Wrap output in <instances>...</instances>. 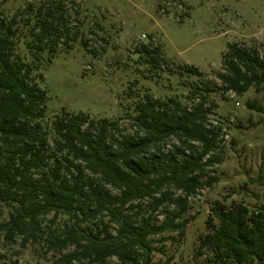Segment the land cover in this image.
<instances>
[{"label": "trees", "instance_id": "1", "mask_svg": "<svg viewBox=\"0 0 264 264\" xmlns=\"http://www.w3.org/2000/svg\"><path fill=\"white\" fill-rule=\"evenodd\" d=\"M62 37L51 12L39 13L27 40L16 39L14 22L0 16V204L9 209L0 242L43 243L60 255L52 264H107L113 257L119 264H154L155 252L165 254L157 243L185 238L190 199L219 182L209 170L223 162L212 155L220 130L208 126L204 102L190 110L151 95L127 115L129 128L122 129L124 118L94 121L85 113H63L44 125L47 95L37 73L42 55H54ZM181 71L200 74L190 66ZM217 76L226 92H258L264 60L256 49L230 45ZM169 140L177 142L170 155L164 152ZM48 216L52 223L65 218L63 225H43ZM213 216L217 222H208L212 233L200 237L196 259L210 252L202 264H264V205L251 211L217 203ZM2 258L0 264H19Z\"/></svg>", "mask_w": 264, "mask_h": 264}, {"label": "rangeland", "instance_id": "2", "mask_svg": "<svg viewBox=\"0 0 264 264\" xmlns=\"http://www.w3.org/2000/svg\"><path fill=\"white\" fill-rule=\"evenodd\" d=\"M48 12L59 18L63 37L54 55L48 50L42 55L37 73L47 95L44 125L50 127L63 113H85L94 121L125 119L146 95L178 100L190 110L204 102L208 126L220 130L212 155L223 162L209 170L219 182L190 199L185 238L157 243L165 254L153 255L154 264H202L212 254L195 255L200 237L212 233L208 222H217V203L222 209L243 205L251 211L264 205V114L249 108L264 109V86L236 95L224 91L217 76L230 45L256 49L264 60V0H0V16L14 22L16 39L30 38L39 13ZM186 66L200 74L182 72ZM121 125L129 128L130 122ZM175 145L169 140L164 152L170 155ZM8 219L9 209L0 204V224ZM64 220L52 223L48 216L42 223L60 228ZM172 235L177 237L166 234ZM0 256L2 263L19 264H52L60 258L43 243L22 246L20 239L8 246L2 240ZM107 264L119 260L113 257Z\"/></svg>", "mask_w": 264, "mask_h": 264}]
</instances>
